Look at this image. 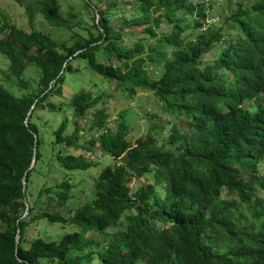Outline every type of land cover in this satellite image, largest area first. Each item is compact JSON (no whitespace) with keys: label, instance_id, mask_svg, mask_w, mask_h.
<instances>
[{"label":"trees","instance_id":"obj_1","mask_svg":"<svg viewBox=\"0 0 264 264\" xmlns=\"http://www.w3.org/2000/svg\"><path fill=\"white\" fill-rule=\"evenodd\" d=\"M80 1L89 25L80 11L64 17L58 0L27 6L30 32L0 24L7 79L25 90L16 97L0 84V264H264V0L226 1L219 27L214 0ZM34 8L70 31L71 44L36 30ZM73 62L129 99L150 93L165 120L147 115L132 142L131 110L111 127L103 93L61 98L77 80ZM30 66L36 90L23 77ZM44 109L70 113L53 132L51 156L34 117ZM84 132L118 162L71 206L70 173L97 166L85 156L95 138ZM131 179L139 180L133 190ZM37 221L70 230L49 240L41 228L27 242Z\"/></svg>","mask_w":264,"mask_h":264},{"label":"rangeland","instance_id":"obj_2","mask_svg":"<svg viewBox=\"0 0 264 264\" xmlns=\"http://www.w3.org/2000/svg\"><path fill=\"white\" fill-rule=\"evenodd\" d=\"M34 1L36 0H0V24L8 22L20 29L30 32L31 28L25 15V10L27 6ZM226 1L228 0H214L213 7L210 12V16H212L213 19L212 22L218 27L224 24L220 16L227 15L229 12V9L225 7ZM231 1L233 5L236 3V0ZM58 3L60 6V13L64 17H66L69 13H79L80 11V15L84 16V19H86L88 25L91 24V13L89 11L83 10L80 0H58ZM33 10L35 12L33 27L36 30L49 35L51 38L60 43H65L66 45L71 44L72 33L70 31L51 27L44 21V18L41 13H39L38 9L34 8ZM230 11H233V8H231ZM82 26L85 27V25ZM8 67V60L4 56L0 55V84L3 85V87L12 95L16 97H21L25 93V90L17 86L14 78L11 77L7 79ZM73 67L78 70L77 80H73L74 76H71L72 81L70 80L69 83H66L63 86L61 98L67 99L68 97H71L74 93L79 91L81 88H91L93 89L92 93L96 94L103 93V102L105 104L106 111L110 116L111 127L115 126V118L119 115L120 111L131 110L133 112V118L135 120L138 119V121L135 122L136 131L129 136L132 142L139 135L143 136L145 134L146 129L144 120L146 119L147 115H159V118L161 120H165V117L162 116L160 113V103L150 93L136 91V94L129 99L124 95V93L120 92L115 87V84L107 82L101 77H98L97 75L91 74L89 71L84 70L85 67L81 62H73ZM36 72L38 73V70L30 66L27 67L23 74L25 80L29 81L28 84L34 90H36L38 87ZM75 80L76 82H74ZM50 100L57 102L59 99L56 97H52L50 98ZM101 107L102 105L99 104L96 106L95 110H98ZM34 117L35 122L40 128V131L44 138V145L41 149L43 153L49 154V156H51V142L53 140V132L59 127L64 117H67L68 119L70 118V113L67 110L63 113L54 114L44 109L35 112ZM157 121L158 120H155L154 122ZM83 123L84 122H82L81 127H84ZM68 126H70V124H68ZM166 130L168 131L169 127H167ZM67 132L70 133L71 130L68 129ZM82 135L84 137L83 139L86 141L89 140L91 137L95 138L96 145L94 147V152L91 151L90 153H85V156L90 160L94 161L97 166L91 168L86 173H70L71 182L76 185L74 187L73 199L69 202V205L71 206L73 203L77 205L83 202L84 200L89 199V191L87 192V189L92 184L95 175L98 174L105 166H111L115 162H118L117 160L106 155L104 151L100 148V143L97 139L98 135L95 134L94 136H92L88 135L85 132ZM67 152L71 154L79 153L74 152L73 150H68ZM45 161L46 159L42 164V172L46 171L44 168L46 165ZM52 162L53 159L50 158L49 164L51 165ZM54 170H57V167L55 165L52 171ZM56 176L57 175H55L54 173H50L49 180L51 184H54L58 181ZM37 178H39V176L35 174L31 190L33 195L30 198L32 202L35 199V194L38 191V186L41 184V180ZM138 182L139 180L137 179H131V181L129 182L130 189H135ZM241 210H243V208ZM41 228H45L46 234H44V237L49 240H58L65 231L70 230L68 228L62 229V227L58 224L51 225L45 221H37L30 227V230L28 231V235L26 238L27 242L38 234H41L42 232L39 231Z\"/></svg>","mask_w":264,"mask_h":264},{"label":"water","instance_id":"obj_3","mask_svg":"<svg viewBox=\"0 0 264 264\" xmlns=\"http://www.w3.org/2000/svg\"><path fill=\"white\" fill-rule=\"evenodd\" d=\"M25 124L27 125V122H26V121H25ZM18 238H19V236L17 235V236H16V241L18 240Z\"/></svg>","mask_w":264,"mask_h":264}]
</instances>
